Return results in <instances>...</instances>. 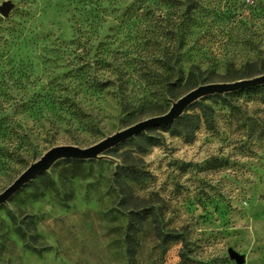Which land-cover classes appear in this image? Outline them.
Wrapping results in <instances>:
<instances>
[{
  "label": "rangeland",
  "instance_id": "obj_1",
  "mask_svg": "<svg viewBox=\"0 0 264 264\" xmlns=\"http://www.w3.org/2000/svg\"><path fill=\"white\" fill-rule=\"evenodd\" d=\"M6 3L0 196L57 150L90 151L196 90L264 77H251L264 71V0ZM178 43L172 79L155 62ZM216 96L97 157L55 160L0 204V264H264V107L209 131L200 116Z\"/></svg>",
  "mask_w": 264,
  "mask_h": 264
},
{
  "label": "water",
  "instance_id": "obj_2",
  "mask_svg": "<svg viewBox=\"0 0 264 264\" xmlns=\"http://www.w3.org/2000/svg\"><path fill=\"white\" fill-rule=\"evenodd\" d=\"M13 10H14V6L12 4L6 3L0 8V15L3 18L8 19ZM263 86H264V77L259 78L254 81H246V82H238L234 84H223V85H214V86L204 87L203 89L194 91L189 97L182 100L177 105L176 110L172 115L166 116L162 119H155V120L146 122L145 124L138 126L136 128H133L132 130L126 132L123 135H120L118 137L108 140L103 145L98 146L95 149H92L90 151H76L72 149L57 150L49 154L47 158L44 159L40 163V165L34 172L22 178L5 194L0 196V204L8 201L19 189H21L23 186H25L26 184H28L35 178L45 173L48 167L58 158L74 157L75 159L86 160V159L97 157L100 154H102L104 151H106L107 149L113 146H116L122 142H125L133 137H136L149 129H152L155 127H163V126L172 124L178 118L181 117V115L183 114V112L186 110L188 106H190L192 103H194L198 99L208 97L211 95L233 94V93H237L243 90L254 89V88L263 87ZM230 258L240 263L242 261L240 257L235 253H231Z\"/></svg>",
  "mask_w": 264,
  "mask_h": 264
},
{
  "label": "trees",
  "instance_id": "obj_3",
  "mask_svg": "<svg viewBox=\"0 0 264 264\" xmlns=\"http://www.w3.org/2000/svg\"><path fill=\"white\" fill-rule=\"evenodd\" d=\"M238 4L233 6V10L234 9L238 11L245 10V8L247 7L246 3L243 6L240 2H238ZM194 5L189 9V13H191L195 9ZM181 47L182 45L178 43V45H176V47L173 48L172 53H169L168 55L166 54L159 55V60L155 62L159 64L162 67V69L164 70L167 69L168 71H170L172 73L170 74L171 76L170 78L172 79H173V76L175 77L176 72H178L175 70V68L181 67V64H182V57L179 54ZM165 56H166V60L168 61L167 63L161 60ZM172 64L175 65V68L173 66L171 67ZM257 65L258 64H255L250 67H252V69H258ZM261 75H264V71H260L255 74H252L251 77H257ZM178 81L179 83L181 82V80H178ZM118 84H120V87H119L120 90H124V89L127 90V87L125 88L126 85L124 83L119 82ZM168 85H171L169 87L176 88L175 85L170 84V81ZM214 100L216 102H214L211 106H207L203 108L201 112L200 120L204 122L206 129L209 131H218L221 129L228 130L230 129L232 125L234 117L237 115V113L241 112L240 106H242L243 104L246 103V104H253L255 106L264 107V86L254 88V89L243 90V91L233 93V94H227L224 97L218 95L216 96V98H214ZM186 127L194 131L193 126H191V124L187 122H186ZM184 128H185V125H184ZM84 165H85L84 162L68 163V167H70L72 172H78L77 170L82 169ZM121 171L124 173L125 177H127L126 179L129 180L130 182H134V183L141 182L142 176L140 172H137L135 170H128V169L127 170L123 169ZM133 227L130 228L129 232L133 234H138L139 232L134 231Z\"/></svg>",
  "mask_w": 264,
  "mask_h": 264
}]
</instances>
